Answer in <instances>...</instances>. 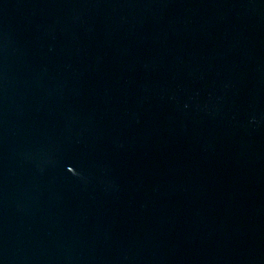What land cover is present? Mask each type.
Masks as SVG:
<instances>
[{
    "label": "water",
    "instance_id": "1",
    "mask_svg": "<svg viewBox=\"0 0 264 264\" xmlns=\"http://www.w3.org/2000/svg\"><path fill=\"white\" fill-rule=\"evenodd\" d=\"M0 264H264V0H0Z\"/></svg>",
    "mask_w": 264,
    "mask_h": 264
}]
</instances>
